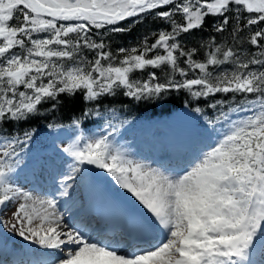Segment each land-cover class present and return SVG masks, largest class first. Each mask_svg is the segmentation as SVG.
<instances>
[{"label":"snow or ice","instance_id":"1","mask_svg":"<svg viewBox=\"0 0 264 264\" xmlns=\"http://www.w3.org/2000/svg\"><path fill=\"white\" fill-rule=\"evenodd\" d=\"M153 12L170 29L150 34L155 35L150 44L146 36L138 47H119L116 54L110 50L109 34L129 31L132 25L122 26L126 21L136 24ZM208 16L222 17L212 26L217 33L234 20L235 41L242 30L251 32V26L264 22V0H0V125L23 122L41 104L77 92L89 102L120 90L138 101L159 99L173 89L187 90L193 98L243 96L239 103L233 96L230 104L217 100L208 105L220 107L214 119H206L213 127L222 124V131L214 146L179 173L129 158L107 135L77 136L63 149L74 163L59 195H69L68 182L81 165L103 170L150 217L126 220L129 229L155 233L143 247L124 250L117 242L93 239L86 227L64 223L56 199L36 198L17 187L12 175L21 163L16 146L30 138L28 132L25 141L15 134L0 137V212L21 201L0 225H10L9 230L43 249L63 252L58 264H255L250 255L257 238L264 243V28L246 37L255 48L247 59L210 39L204 59L197 61V48L185 50L179 37L202 28ZM226 63L233 65L231 71H209ZM251 65L262 70H250ZM148 68L154 71L147 79L133 78ZM155 69L162 71L163 82ZM193 70L199 74L187 78ZM72 123L79 127L80 121ZM44 256L32 264H51Z\"/></svg>","mask_w":264,"mask_h":264},{"label":"trees","instance_id":"2","mask_svg":"<svg viewBox=\"0 0 264 264\" xmlns=\"http://www.w3.org/2000/svg\"><path fill=\"white\" fill-rule=\"evenodd\" d=\"M162 8L160 10H167ZM229 17L233 15L232 12L227 13ZM243 16L247 17V13H243ZM175 19L179 22H183L182 18L177 15ZM222 17H206L204 25L198 30H193L188 34H181L179 37L180 42L183 44L185 50L189 48H197V52L194 54L193 58L197 61H202L208 51V47L205 42L210 39H214L215 44H220L222 48H232L234 51L242 53L241 59H247V54L255 51L254 46L250 45L246 41L251 32H255L257 28H264V22L259 25L251 26V32L248 29H244L238 33L237 39L234 41L231 35L235 21H229L226 26V30L222 33H217L213 31V24ZM12 23H16L14 20ZM246 23V20H241V25ZM132 25L129 31L121 32L117 34H109L106 38V43L110 45V50L116 54L119 47L131 48L138 47L140 42L144 37H148V43L154 42L155 34L161 29L168 30L170 25L166 22L156 19L155 13L146 15L142 21L136 24H132V20L129 19L122 26ZM264 44V41H261ZM204 45V46H202ZM89 59L94 56V53H86ZM150 55H155V52ZM185 58H181V66L184 67L182 61ZM233 65L231 63H226L220 66H210L209 71H212L214 75L223 72L225 70L231 71ZM262 70L257 65H251L250 70ZM167 69L165 68V71ZM154 71L152 68L146 69L144 72H137L134 74L133 78L137 79H147V73ZM158 75L161 77L163 82L164 76L160 69H155ZM198 70H193L190 72L187 78H193L194 75H198ZM176 79L180 80L179 74L176 75ZM233 96H235V102L239 103L243 96L233 93H218L213 94L211 97H200L193 98L187 92V90H170L165 93L159 99H144L135 100L130 97H126L122 94V90L117 91L114 96H104L99 98L98 101L89 102L83 98L82 92H77L74 96L69 97L67 95H61L58 101H49L41 104L39 106V112L32 115L30 118L23 122H9L0 125L2 131H0V137L18 135L19 139L22 141L25 139L24 132L29 133V137H36L37 135L45 132L56 125L60 124H70L74 119L79 120L85 125H92L93 123L88 121L94 120L96 116H103L107 118L106 120H113L114 122L126 123L127 120H133L138 117H152L156 115L170 114L178 108H187L192 113L197 114L200 121L203 124H208L206 118L214 119L218 112L221 110L220 107L210 108L208 105L213 104L215 101H227L229 104L233 102ZM255 98V94H248V99ZM52 103H56V107H52ZM196 108H200L202 111H195ZM87 110L92 113L91 115L84 116L83 113ZM224 111H227V106L224 107ZM99 112V115L96 113ZM95 124V123H94ZM51 125V127H50ZM221 124H217L215 127ZM39 136L33 138V140H38ZM32 143V140L30 141Z\"/></svg>","mask_w":264,"mask_h":264},{"label":"rangeland","instance_id":"3","mask_svg":"<svg viewBox=\"0 0 264 264\" xmlns=\"http://www.w3.org/2000/svg\"><path fill=\"white\" fill-rule=\"evenodd\" d=\"M187 110V111H184ZM190 111H188V109L185 108H180L177 109L176 111H174L172 114L170 115H164V116H156L154 119H157V123L160 125H164V126H169L171 123V119L175 118V122L177 124V127H180V120L181 118L187 117L188 120L191 122L192 120V124L193 126L197 129L198 126H196L195 122L196 119L194 118V115H189L191 113H189ZM242 115V114H241ZM193 116V117H192ZM236 118V117H235ZM152 119V120H154ZM194 119V121H193ZM150 120H146L143 123L138 121L137 124L134 127L128 126L126 128H124L123 130L118 129V127H114L113 125H109V124H104L102 126L99 127H94V128H90L88 130H83L80 127H75L73 129L71 128H56L53 129L52 132L49 133L48 135V144L47 145H42L40 147V149L37 151V153L39 154V156L43 159V160H47L46 157L48 158H58V160L56 162L52 161L51 163V168L54 169L55 171H57V165L59 167V169H67L68 167H70L74 162L72 160V158L63 151V149L65 147H67L71 142L74 141L75 137L77 136H84V137H96L99 135H107L109 136L110 140L113 142L114 145H116L117 147L123 149L125 151V153L129 156V158L136 160V161H141L144 162L146 164H149L151 161V158H147L146 159H141L140 155H138V153L140 152V154H144V149L145 147H147V144L144 143V138L142 139V132L147 128L148 123H150L152 121ZM159 127V126H158ZM113 128H115V131H113ZM200 132L202 134H205L206 138H208L209 140L213 141V146H214V142L219 138V134L222 131L219 130L217 133H210L207 129L204 128H200L198 127ZM53 132H56V136L58 137H53ZM59 132V134L57 133ZM202 141V140H200ZM204 141V140H203ZM3 141L0 140V144H2ZM148 146L150 147L151 145L148 144ZM203 150L204 151H207ZM47 153V156H45L43 153ZM61 158V159H59ZM47 163H49V161H47ZM56 165V166H55ZM81 172L76 173L75 177H78L80 175H83L84 172H87L86 168L84 165H81ZM17 170H15V172L12 174L13 175V183L21 188L24 189L27 187V184H24L23 186H21V179H19L17 177ZM110 178V180L112 181V177L110 175H108ZM87 180V179H86ZM85 180H82L81 182H79L78 184L81 185L84 183ZM71 187H75L73 186L70 182H68ZM30 184V183H29ZM61 185V183H60ZM23 187V188H22ZM31 187V186H30ZM63 186H61V189H59L56 193L59 194L60 191H62ZM70 188V187H69ZM118 189L123 190L126 194H129L126 190L120 188L117 184L114 187V191L117 192ZM26 192H32L34 195H36L35 191H37L36 189L30 190L28 188L25 189ZM130 195V194H129ZM37 196V195H36ZM62 199L59 198L57 200L58 203H60ZM20 199H16L15 201H12L9 203L8 207L6 208V210H4L3 212H0V219H3L4 221H9L11 218V214L13 211H15L16 206L20 203ZM130 204H134V208L136 209H140V206H138V204L135 203V199H129ZM64 213V212H63ZM62 213V214H63ZM69 214V213H68ZM68 214L65 213V216H68ZM64 220V218H63ZM14 222V221H12ZM0 225V231H2ZM4 227V226H3ZM6 230V233H4L3 231V236L6 237L7 240H11L12 242H18V244H21L24 247H29L30 249H39L37 247H35V243H33L32 241H26L24 240L22 237H20L18 235V233L16 231H12L9 230V228L4 227ZM10 236V237H8ZM250 259L255 261V264H261L262 261H264V243L261 242L260 238L258 237L256 240V247L253 251V253L250 255ZM52 264H56V262L52 263ZM244 264H248V262H244Z\"/></svg>","mask_w":264,"mask_h":264},{"label":"bare ground","instance_id":"4","mask_svg":"<svg viewBox=\"0 0 264 264\" xmlns=\"http://www.w3.org/2000/svg\"><path fill=\"white\" fill-rule=\"evenodd\" d=\"M184 111H187V110H184ZM191 116V114H189ZM193 117V116H192ZM175 118H172L171 119V123L169 126H164L162 124H158L157 123V119H154L152 120L147 128L145 129L144 132H142L143 134H146L148 133L149 131H153V133L155 135H157L160 139V145L159 146H154V145H151L149 147V152H151L152 156L154 155H159V154H162L163 152H165V146L166 144L168 145L169 144V140H170V136L172 134V132H174L176 129H177V124L175 122ZM194 121V119H193ZM180 125L183 127V130L185 131L187 137L189 138L190 142H193L195 140H198V139H201V138H204V134L202 135H199L200 131L197 130L193 124H192V120L191 122L188 120L187 117H184V118H181L180 120ZM159 126V127H158ZM59 134V132H57ZM184 133V132H183ZM53 137H58L56 136V132H53ZM154 140L157 141V139H154L152 138L150 140L151 143L155 142ZM45 156H47V153H43ZM138 155H140L141 159H146L149 158L148 155H144V154H140V152L138 153ZM155 157V156H154ZM46 159L52 161V158H48L46 157ZM190 164V163H189ZM189 164H187L186 166L184 165H181V167L177 170H171V168L169 167H164V166H157L155 165V162L154 161H150V163L148 165L152 166V167H158V168H161L162 170H169V171H173V172H181L182 170L186 169ZM32 166H37V168L39 169V172L38 174L41 175L42 173H45L47 175H49L51 178H52V183L49 185V186H46L43 188V190L36 195H34L32 192H30L32 194L33 197H36V198H47L49 196H51L53 199H56L58 200L59 198H61L62 200L60 201V203H58V209L59 211L61 212L62 214V211L64 209H70V207H73V205H75L76 201H78L80 199V193L84 190V189H88L89 192H91L94 187H93V184L92 186H89V182L86 183L84 182L83 184L79 185L78 183L81 182L82 180H85L87 179V172H84L83 175H80L78 177H75V179L69 181L73 186L75 187H70L68 188V192H69V195L68 196H60L59 194H57L56 192L61 189V186H63L62 184L60 185L61 183V180L63 179V177L65 175H68L70 173V167H68L67 169H63L61 170V172L57 173V174H52L51 172H48L49 171V168H45L43 166V160L42 158L39 156L36 158L35 160V164H32ZM30 180L27 179L26 177L21 179V186H23L24 184H27V187L29 188L31 183L29 184ZM86 184V186L84 188H82V185ZM115 184V181L112 180V181H109V179L106 180L105 183H102L101 185L103 186V190H107L108 188H111V185H114ZM32 188H34L32 186ZM25 191V189H23ZM119 195L123 196L124 197V200H131V199H134L131 195L129 194H126L123 190L119 189ZM136 204H138V202L135 201ZM138 206H140L138 204ZM140 208L142 209V207L140 206ZM143 210V213L146 214L148 216V214L146 213V211L144 209ZM65 224L68 225V221L67 222H64ZM69 224L71 225V223L69 222ZM92 226L95 227V225L92 223ZM144 231V230H143ZM96 238H99V239H103V236L101 237V235H98ZM123 243H126L127 241L124 240L122 241ZM15 243V242H13ZM16 246H18V244H15ZM22 247V246H21ZM35 247L39 248L40 246L39 245H35ZM24 249V248H23ZM44 253H53V254H56V251H60V250H56V249H43ZM34 250V249H32ZM21 254V253H18V255ZM39 257V255L37 256ZM64 258V255H60V256H57L55 258V261H59L60 259Z\"/></svg>","mask_w":264,"mask_h":264}]
</instances>
